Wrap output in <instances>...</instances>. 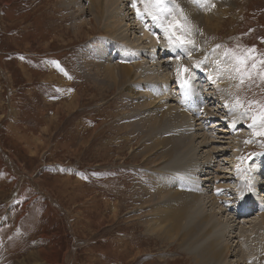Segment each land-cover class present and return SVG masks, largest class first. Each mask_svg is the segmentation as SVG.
I'll return each mask as SVG.
<instances>
[{
  "label": "rangeland",
  "instance_id": "1",
  "mask_svg": "<svg viewBox=\"0 0 264 264\" xmlns=\"http://www.w3.org/2000/svg\"><path fill=\"white\" fill-rule=\"evenodd\" d=\"M79 6L66 7L64 0H0V264H197L191 245L204 246L213 232L220 233L215 220L227 228L225 264H243L236 230L248 217L262 219L264 208L257 206L246 217L227 207L226 198L238 204L239 194L227 189L244 185L247 163L263 168L251 182L260 186L256 196L264 193L263 159L255 160L264 157V127L259 122L250 127L253 116L264 110V0H165L163 12L154 0H125L114 8V24L105 12L97 27L89 2ZM82 22L86 27L80 28ZM174 24L178 27L170 28ZM105 27L118 38L108 36L112 33ZM140 28L150 34L147 44L137 40L146 35ZM173 31L192 43L177 47L175 37L169 40ZM95 45L106 47L100 54ZM152 48L159 51L152 53ZM236 57H251L250 77L242 84ZM107 61L116 71L124 63L132 67L130 81L111 86L96 80L99 70L88 74L96 62L101 69ZM211 82L215 91L206 90ZM206 92L214 97L208 99V113L214 115L198 113L199 126L192 127L196 143L185 138L169 142L168 151L155 148L177 132L161 124L167 111L187 110L196 96L201 108ZM167 93L172 95L168 99ZM142 118L158 119L153 138L138 125ZM176 170L201 172L186 180ZM223 170L237 171V181ZM157 172L164 175L159 178ZM171 176L204 193L200 211L205 222L199 230L205 242L195 236L184 245L181 239L166 243L147 231L151 197L146 191L155 193L163 177L174 191L180 183ZM202 178L209 179L191 181ZM243 198L245 206L255 205L252 193ZM195 207L184 212L183 223L198 214ZM45 238H52L54 249ZM205 260L199 262H210Z\"/></svg>",
  "mask_w": 264,
  "mask_h": 264
},
{
  "label": "bare ground",
  "instance_id": "2",
  "mask_svg": "<svg viewBox=\"0 0 264 264\" xmlns=\"http://www.w3.org/2000/svg\"><path fill=\"white\" fill-rule=\"evenodd\" d=\"M64 1H66V7H70V8L73 7L74 9H76V8L79 9V8H82V6H83V5L81 7L79 6V2L82 1V0H64ZM87 1L89 2L88 8H89V10H91L90 13L92 12V15L94 17V18L91 19V21L96 22L95 23V27H97L98 24L104 18V13L105 12H107L109 14V15L107 14L106 16H108L109 18H112L113 19L112 24H114V22H115V12H114V8L119 7L120 5H122L125 0H87ZM141 2H142V0H141ZM143 2H145V1H143ZM88 8H86V10ZM219 14H221V13H219ZM151 16L152 15L150 14V17ZM219 17H221V16H219ZM91 23H89V24H91ZM85 24H86V22H82L80 24V26H81L80 28H84L82 26H85ZM133 26H134V24H133ZM156 26L159 29V27H160L159 23ZM76 27H78V26H76ZM105 28H108V27H105ZM89 29H90L89 30L90 32L91 31L93 32L92 29H94V28L93 27H90ZM140 29H143V31L146 32V35L144 33L143 34L144 36L143 35H142L143 37L140 36V39L137 38V40L138 41H141L140 44H142V45H143V43L144 44H147L146 42H147L148 38L150 37V34L148 33V31L146 29H144V28H140ZM105 30L106 31L108 30L109 32L112 33V35H110V34H108L109 33L108 31L105 32V33L108 34V36H112V37L118 38V36H116V34L113 35L115 33L113 29L108 28V29H105ZM138 30H139V28H138ZM162 31H163V28H162ZM102 32H104V31H102ZM163 32L165 33L164 36L165 35H169V33L168 32H165V30ZM94 34H96V33H94ZM100 35H102V33ZM122 38L125 39V40H127V37H125V36H123ZM130 46L132 48H134L132 45H130ZM103 47H106V46L103 45ZM103 47L100 46L99 49H98L97 46L95 45V46H92V49L93 50H96V51H98L100 53ZM110 48L111 47H109V49ZM135 51H140V50H138V48H137ZM158 51L159 50H157V48H152V53H157ZM100 54L98 56H100ZM218 60H221V59H218ZM219 62H221V64H224L223 60H221ZM124 64H122V66L116 71L113 67H109V62L108 61L104 64V66L101 69H100V67H101L100 65H102V64L96 62V64L94 65L96 67H93L92 69H90L88 67L89 70H87V72H88V74H93V73H91L89 71L90 70H99L95 74V76L97 77L96 80L101 81L104 84H110L111 86H112V84L117 85V86H120V84L129 82L130 81V78L132 76V67H126V66H124ZM139 65H140V62L138 64L133 65V67L139 66ZM211 68L213 70V67H211ZM102 69H103V71H102ZM200 74H201L200 72H197V76H199ZM133 76H134V74H133ZM212 77L213 76L210 75V77H209L210 80L212 79ZM101 82H99V83L101 84ZM207 82H209V79L208 78L206 79V83ZM222 84L223 85H226L223 82H222ZM202 85L203 84H200L199 88H201ZM227 85H229V84H227ZM232 85H233V83H232ZM207 87H209V88H207ZM207 87H206V90H208V89L210 90L213 87V83L211 82L210 84L207 85ZM212 89L215 91L214 88H212ZM223 89H224V87H223ZM216 91H218V95L221 93V90H218L217 89ZM196 92H197V90H195V93ZM135 94L137 95V93H135ZM206 94H207V96H206L207 98H203V105L201 106V108L198 107V104L196 103V102H198V99H199L198 96H196V100H195V102L193 104H187L186 105V107H188V109L186 108L187 110H184L182 108L179 109V107H177V108L172 107V108H170L167 111L166 116L164 117V119L162 118L163 121H162L161 124L173 128V129H169L168 130L169 133H173L174 134V132H172L173 130L174 131H177V132L174 135H172L171 138H162V142L158 146H154L155 148H157V147L160 146L162 149L168 151V150H170L168 148L169 147V142H172V140H175L176 142H179L180 139H185V138H187V139L190 140L189 141L190 144H195L196 143V136L193 133L195 130L192 127L193 126L196 127L198 125V123L201 121V119L198 120L196 118L198 116V113H203V114L205 113L206 116H211V115L213 116L214 115L212 112H211V114L208 113V111L210 112V109L208 108V99L210 101L211 100L213 101L214 97L210 93H207L206 92ZM218 95H216V96H218ZM171 96H172L171 93L165 94V97L167 99H168V97H171ZM220 96H222V95H220ZM141 106H143V105H141ZM196 107L198 108V110L192 112V110L194 108H196ZM202 111H204V112H202ZM234 113H235V111H234ZM192 115H195V117H193ZM237 116L241 120L240 122H242L243 119H244V116L242 114L237 115ZM190 117H191V119H192V117L194 118V119H192L193 122H194V125H193V122L191 121ZM210 118L211 119H215L214 117H209V119ZM205 119H208V117H206ZM150 120H152V121H150ZM211 122H214V121L212 120ZM137 123H139L138 124L139 126L141 125V127H144V129H145L144 135L147 136V137H152L151 135L153 133H156V131L152 132L155 125H156L155 126L156 128H159L158 125H157L159 123V121L156 118H151V119L142 118V119H139V121H137ZM202 124H203V122H202ZM148 125H149V127H148ZM177 133L180 134V135L177 136ZM159 136H161V135H159ZM158 142L159 141H157V143ZM201 145H202V143H201ZM217 149H218V147H217ZM226 150L227 149H225V151ZM217 151L218 150H216V154L219 155L220 152L217 153ZM222 152H223V150H222ZM206 153H209V152L207 151ZM214 153H215V151H214ZM194 154L198 157L197 151ZM195 155H194V157H195ZM190 156L192 158V155H190ZM206 156H208V155H206ZM156 157L157 156H155L154 161L155 160H159ZM257 157H255L256 159L255 158L254 159L257 162H260V158H261V159H263L262 161H263V164H264V157H262V156H260V157L257 156ZM193 158H192V160H193ZM207 161L204 162V165L207 163ZM247 166H248V169L244 173V176L246 177L245 180H244V182H243V177L241 178L242 179L241 182H242V184L244 183V185H237V187H235V188L234 187H229V189H227V190L229 191L230 194L232 193V195L235 192H237L239 194L241 191H243L244 193L247 192V191L249 193H252L253 194V199L255 200V205H253V204L251 205L250 203H247V205L245 206V203H243L245 201V199L244 198L242 199L240 197V195L238 197L239 200L236 197V199L238 200V202L236 201L238 203L237 205L233 206V205L229 204V200L227 198H226V203L227 204L225 203L227 205V207H229V208L236 207L239 210V213H241L243 215H246V217H247V215L249 216L250 214H253L255 211H258L259 209L257 208V206L263 205V208H264V204H261V200H263V198H264V193L262 194L258 190L259 191V195L256 196L257 195L256 194V190L260 186H259V184H254V182H251V181L257 182V178H258L259 172L263 168L261 167V170H257V167L251 166L249 163H247ZM177 171H179V173L182 174V175L181 174L180 175L178 174V178L186 179V180L189 179L190 177H193L194 178L197 173L199 175V173L201 172V170H199L198 172H196V170H176L175 172H177ZM226 171H229V170H226ZM226 171L223 170V174H230L231 175V173H232L233 175H235L234 176V179L236 178L237 171H234V172H233V170H232V172H231V170H230V172H226ZM157 175L160 178L162 175H164V172H157ZM175 176H177V175H175ZM163 178H164L163 179L164 181H160L159 185L156 188V192L155 193L152 192V191H150V190L149 191H146V193L149 195V197H151V199L147 201L148 204H149V207L147 206L148 207V214L146 213L145 214V218H144V219H146L145 225L147 226L146 227L147 228V231L149 230L151 233L158 235L159 238L162 239L166 243L167 242H171L173 240L174 241H177V240L181 239L182 242H180V244L183 243V245L185 244V242H189V241L192 242L191 238H193L195 236H197L198 238L202 237V234L200 233L199 228L205 222V217L202 218L203 214L201 213L202 211H200V208L203 206V199L202 198H204L203 197L204 196V193L203 192L200 193L198 191L199 188L197 189L196 187H193V186H190V185L189 186H185V187L182 186L181 182L176 177H174V176H171V178L176 179V181H177L176 183H180V184L179 185L177 184V186L174 187V191H169L170 185L167 182H165V181H167V179H165L166 177H163ZM223 178H225V177H223ZM227 178H228V176H227ZM207 179H209V178H207ZM207 179L206 178L196 179V180L195 179H192L191 181L199 184L200 182L206 181ZM216 179H218V178H216ZM229 179H231V180L234 181V179L232 177H229ZM66 182L70 183V180L67 179ZM203 184L205 186V183H203ZM238 184H240V183H238ZM191 187H193V188H191ZM214 188H215V186H214ZM220 188L221 187L216 186V189L215 190H217V189L220 190ZM249 188H251V191H249ZM222 189H223V187H222ZM263 191H264V188H263ZM226 193H228V192H226ZM226 193H225V195H226ZM154 194H156V198H154ZM170 194H172V195H170ZM214 194H215V191H213V195ZM166 197H168V199H165ZM227 197H228V195H227ZM154 199H157V201H154V203H152V200H154ZM219 200H222L223 201L224 198L223 199H219ZM241 200L243 202H241ZM232 204H234V203H232ZM190 205L197 206L198 209H199V212H198V214H193V215H190L189 216V219H190L189 221L190 222H188V224L186 222L183 223V217L185 216V213L184 212L186 210H188V207ZM197 207H195V208H197ZM192 208H194V207H192ZM202 208H201V210H203ZM263 213H264V210H263ZM207 216H209V215H207ZM212 216H213V219L214 220H215V217H217L216 215H212ZM249 218L250 217H248L247 219H245L244 221H242V222L239 223V227L236 230L237 234H236V236L234 238V240H235L234 242H237V246L239 248V254H240L239 256H240V258H242V260H240V261L243 264H264V216L262 217V219H258V220H252V219L251 220H248ZM215 221L218 222L217 225H218V227L221 228L220 233H218V232H215L214 233L213 232L212 233L211 240H209L207 242V244L204 245V246L195 247V246L191 245L192 246L191 247V253L193 255L192 257L194 259H196L195 262H197V264H201L199 261H202L203 262V260H204V263H205L206 262L205 259H207L208 257L210 258V262H208V264H225V262H226L225 260L228 258L229 246L228 247L223 246V239H222L224 236H226V230H227V228H226V226L223 227L222 224H224V223H222L220 221H217V220H215ZM210 234H211V232L208 231L206 233V236H209ZM202 238H204V237H202ZM205 240L206 239L204 238V242H205ZM225 240H227V239L225 238ZM201 256L204 257V259L200 260V257ZM226 264H228V263H226Z\"/></svg>",
  "mask_w": 264,
  "mask_h": 264
},
{
  "label": "snow or ice",
  "instance_id": "3",
  "mask_svg": "<svg viewBox=\"0 0 264 264\" xmlns=\"http://www.w3.org/2000/svg\"><path fill=\"white\" fill-rule=\"evenodd\" d=\"M165 0H154V4L155 7L163 12L165 11V9L162 7V5L164 4ZM133 7H136L135 4H133ZM139 11H138V15H139ZM157 19L156 16H153V20ZM178 27V24H174V25H170V28H175ZM173 37H175V40L173 41L177 47H182L185 43H192V41H186L185 39H183L181 36L177 35L175 31L172 32V34L169 36V40L172 41ZM237 60L238 63V67L235 69L236 72L240 75V82L241 84L244 82V77L245 76H249L250 77V73H248L246 71V67H247V60L251 59V57H236L235 58ZM261 63H264V61H261ZM256 65L253 62L252 64V68H255ZM185 71H187V69H185ZM185 83H187V81H185ZM259 122L261 127H264V110H262L259 114V116H253V124L250 125L251 126H255L257 125V123ZM261 135H264V132L260 133ZM249 191H251V188H249ZM240 197L243 198L245 193L243 191H241L239 193Z\"/></svg>",
  "mask_w": 264,
  "mask_h": 264
},
{
  "label": "crops",
  "instance_id": "4",
  "mask_svg": "<svg viewBox=\"0 0 264 264\" xmlns=\"http://www.w3.org/2000/svg\"><path fill=\"white\" fill-rule=\"evenodd\" d=\"M44 228V227H43ZM45 229V228H44ZM41 240V239H40ZM47 241V242H50V246H49V244L47 243V242H45V243H47L48 244V248H51V249H54V244H52V238H45V239H42V241ZM42 241H40V243H44V242H42ZM42 249H44V247H42L40 250H42Z\"/></svg>",
  "mask_w": 264,
  "mask_h": 264
}]
</instances>
